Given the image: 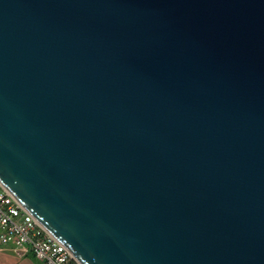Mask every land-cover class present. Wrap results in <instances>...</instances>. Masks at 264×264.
Listing matches in <instances>:
<instances>
[{
  "label": "water",
  "instance_id": "water-1",
  "mask_svg": "<svg viewBox=\"0 0 264 264\" xmlns=\"http://www.w3.org/2000/svg\"><path fill=\"white\" fill-rule=\"evenodd\" d=\"M0 185L78 264H264V0H0Z\"/></svg>",
  "mask_w": 264,
  "mask_h": 264
},
{
  "label": "built area",
  "instance_id": "built-area-1",
  "mask_svg": "<svg viewBox=\"0 0 264 264\" xmlns=\"http://www.w3.org/2000/svg\"><path fill=\"white\" fill-rule=\"evenodd\" d=\"M29 252L42 264H78L0 185V253Z\"/></svg>",
  "mask_w": 264,
  "mask_h": 264
},
{
  "label": "rangeland",
  "instance_id": "rangeland-1",
  "mask_svg": "<svg viewBox=\"0 0 264 264\" xmlns=\"http://www.w3.org/2000/svg\"><path fill=\"white\" fill-rule=\"evenodd\" d=\"M0 264H42L31 253L8 251L0 254Z\"/></svg>",
  "mask_w": 264,
  "mask_h": 264
},
{
  "label": "crops",
  "instance_id": "crops-1",
  "mask_svg": "<svg viewBox=\"0 0 264 264\" xmlns=\"http://www.w3.org/2000/svg\"><path fill=\"white\" fill-rule=\"evenodd\" d=\"M8 251H13V250H8ZM8 251H5V252H8ZM4 253V252H3ZM1 254V253H0Z\"/></svg>",
  "mask_w": 264,
  "mask_h": 264
}]
</instances>
